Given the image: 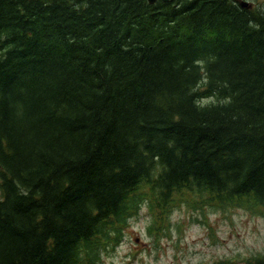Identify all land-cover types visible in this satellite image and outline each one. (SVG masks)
<instances>
[{
  "label": "trees",
  "instance_id": "16d2710c",
  "mask_svg": "<svg viewBox=\"0 0 264 264\" xmlns=\"http://www.w3.org/2000/svg\"><path fill=\"white\" fill-rule=\"evenodd\" d=\"M176 198L264 218V13L0 0V264H102Z\"/></svg>",
  "mask_w": 264,
  "mask_h": 264
},
{
  "label": "rangeland",
  "instance_id": "374dc122",
  "mask_svg": "<svg viewBox=\"0 0 264 264\" xmlns=\"http://www.w3.org/2000/svg\"><path fill=\"white\" fill-rule=\"evenodd\" d=\"M248 2L264 13V0ZM186 204L176 198L161 228L156 229L155 223L150 233L153 216L146 205L141 206L123 230L119 245L104 253L102 264H244L246 258L264 254L262 215L207 205L193 210Z\"/></svg>",
  "mask_w": 264,
  "mask_h": 264
},
{
  "label": "flooded vegetation",
  "instance_id": "af4514ba",
  "mask_svg": "<svg viewBox=\"0 0 264 264\" xmlns=\"http://www.w3.org/2000/svg\"><path fill=\"white\" fill-rule=\"evenodd\" d=\"M235 2H236V4L240 7V8H242L241 7V4L242 3H245L246 4V7L245 8H243V9H248V10H250L251 9V3H249L248 2V0H235Z\"/></svg>",
  "mask_w": 264,
  "mask_h": 264
},
{
  "label": "water",
  "instance_id": "95a60500",
  "mask_svg": "<svg viewBox=\"0 0 264 264\" xmlns=\"http://www.w3.org/2000/svg\"><path fill=\"white\" fill-rule=\"evenodd\" d=\"M155 1H156V0H148V3H149V4H154ZM162 1L166 2V1H168V0H162ZM241 7H242V8H245V7H246V4H245V3H242V4H241Z\"/></svg>",
  "mask_w": 264,
  "mask_h": 264
}]
</instances>
